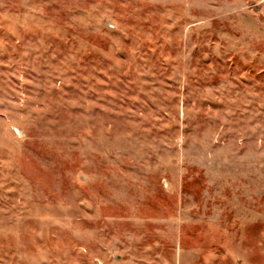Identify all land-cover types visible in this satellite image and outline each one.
I'll use <instances>...</instances> for the list:
<instances>
[{"label": "rangeland", "instance_id": "374dc122", "mask_svg": "<svg viewBox=\"0 0 264 264\" xmlns=\"http://www.w3.org/2000/svg\"><path fill=\"white\" fill-rule=\"evenodd\" d=\"M0 264H264V0H0Z\"/></svg>", "mask_w": 264, "mask_h": 264}]
</instances>
